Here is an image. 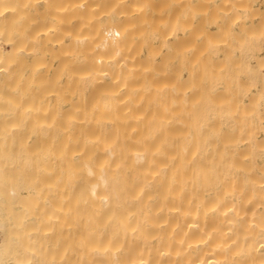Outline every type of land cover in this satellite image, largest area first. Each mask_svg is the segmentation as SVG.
<instances>
[{
	"label": "bare ground",
	"instance_id": "1",
	"mask_svg": "<svg viewBox=\"0 0 264 264\" xmlns=\"http://www.w3.org/2000/svg\"><path fill=\"white\" fill-rule=\"evenodd\" d=\"M202 1L0 0V264H264V12Z\"/></svg>",
	"mask_w": 264,
	"mask_h": 264
},
{
	"label": "rangeland",
	"instance_id": "2",
	"mask_svg": "<svg viewBox=\"0 0 264 264\" xmlns=\"http://www.w3.org/2000/svg\"><path fill=\"white\" fill-rule=\"evenodd\" d=\"M251 1H253V0H249V3L251 4ZM257 1V2H256ZM203 3H204V0L202 1ZM202 2L200 3V5H203L202 4ZM208 2V3H207ZM254 3V4H253ZM252 3V6H255V7H253L254 9H257V10H259L260 12H261V14H263V12H264V0H254V2ZM208 5V6H207ZM214 5H217L218 6V4H217V2H211V1H206V4H205V6H206V8L205 7H203V9L205 8V9H207V10H204L205 11V14L206 13H210V11H212L213 9H215L216 11H215V13H220V11H217L218 10V8H217V6H214ZM213 6V7H212ZM210 7V8H209ZM199 8V7H198ZM202 7L200 6V9H201ZM202 10V9H201ZM200 10V11H201ZM210 10V11H209ZM203 11V10H202ZM207 11V12H206ZM263 11V12H262ZM204 13V12H203ZM219 20H221L220 18H218ZM210 23H212L211 21H209ZM208 24L207 26H210V28H214L215 26H216V24L215 25H211V24ZM258 23V19H256L255 21H249L248 22V26L250 25L251 26V24L253 25V24H257ZM236 26H237V28H236ZM236 26H234V30H235V32H239L240 30L238 29V26L239 25H236ZM240 27V26H239ZM259 54V52H256V54ZM264 57V55H262L261 56V58H263ZM254 59H252V61H253ZM255 61V60H254ZM24 172H33V170L31 169V168H25L24 169ZM32 192V191H31ZM31 192L29 193L30 195H31ZM36 194V193H35ZM34 194V195H35ZM25 201H27V199L25 200ZM31 202H33V200L31 199ZM32 205H33V203H31ZM0 239H1V236H0ZM43 240H44V242L45 241H47L45 244H44V246L41 248V252H42V260H41V262H47V264H50V260H51V246H50V238L48 237H46V238H43ZM56 255L58 254L57 252L55 253ZM57 257H58V255H57Z\"/></svg>",
	"mask_w": 264,
	"mask_h": 264
}]
</instances>
